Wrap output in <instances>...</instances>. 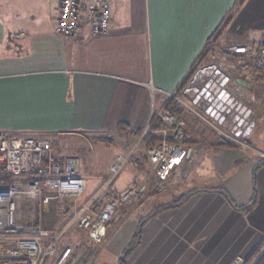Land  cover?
Instances as JSON below:
<instances>
[{
  "label": "crops",
  "instance_id": "1",
  "mask_svg": "<svg viewBox=\"0 0 264 264\" xmlns=\"http://www.w3.org/2000/svg\"><path fill=\"white\" fill-rule=\"evenodd\" d=\"M243 1L114 0L111 32L92 37L83 28L73 41L56 34L60 0H0V132L49 137L55 148L61 142L67 145L62 141L66 135L109 138L120 133L121 125L143 131L154 109L160 110L167 101L165 93L177 92L221 129L250 141L253 152L246 165H239L246 150L240 146L213 150L215 138L203 120L183 121L188 141L199 149L191 185L223 188L236 205H248L254 168L264 156V77L256 72L254 61L205 51L210 41L247 44L264 32V0ZM198 59L200 66L206 62L200 71ZM218 92L230 109L235 104L250 110L247 101L263 100L259 115L214 116L210 107L218 105ZM254 119L260 124L256 129ZM141 156L137 154L122 179L121 172L114 190L142 184ZM102 157L96 171H83L91 179L82 201L97 191L98 177L109 174L115 153L107 151ZM256 183L257 203L248 213L231 208L211 191L162 212L146 223L140 246L126 263L234 264L238 258H249L264 238V167ZM108 199L104 196L101 202ZM125 209L121 205L108 225L105 255L114 264L136 232L135 223L115 226ZM71 213L70 200L59 199L53 189L43 191L38 209L43 229H61ZM86 235L74 230L66 241L80 245L88 240Z\"/></svg>",
  "mask_w": 264,
  "mask_h": 264
},
{
  "label": "built area",
  "instance_id": "2",
  "mask_svg": "<svg viewBox=\"0 0 264 264\" xmlns=\"http://www.w3.org/2000/svg\"><path fill=\"white\" fill-rule=\"evenodd\" d=\"M113 2L60 0L56 34L73 41L78 39L83 28H87L92 37L108 35L112 29ZM214 43L208 42L205 51L213 50L254 61L256 72L264 77V32L247 44ZM165 94L167 100H176L189 115L187 122L193 123L200 118L221 136L248 150L249 146L238 136L221 129L211 116L203 114L177 92ZM223 103L218 100L217 106L210 107L214 116L219 113V116L226 117L230 108ZM232 107L236 105L232 104ZM232 113V118L244 115L246 119L248 113L252 114L251 110L241 106L234 108ZM153 119L163 124L160 130L153 132L162 142L156 147L143 148L141 154L147 158L157 177L168 183L178 168L189 167L195 162L198 150L184 144V123L171 112L164 108L154 110ZM151 123L139 137L141 146L143 138L152 132ZM138 144L126 154L115 156L109 165V174L98 177L100 186L97 191L82 201L91 177L78 172L74 158L69 154L61 156L48 138L0 132V264H78L80 255L76 243L66 241L74 230L85 231L96 246L105 244L108 225L116 218L119 207L132 204L148 190L146 184L135 183L121 191L113 189L118 176L136 158ZM45 189H53L59 199L71 201L72 213L57 231L39 225L38 209ZM104 196L109 199L101 202Z\"/></svg>",
  "mask_w": 264,
  "mask_h": 264
},
{
  "label": "rangeland",
  "instance_id": "3",
  "mask_svg": "<svg viewBox=\"0 0 264 264\" xmlns=\"http://www.w3.org/2000/svg\"><path fill=\"white\" fill-rule=\"evenodd\" d=\"M205 65L206 62H203L198 71L204 69ZM262 101L263 100L261 99L259 100L257 98H254L253 100L251 101L249 100L246 102L251 112L254 113L255 115L254 117L259 115L262 106L261 105ZM164 105L161 109L164 108ZM186 118H189V115L185 114V119ZM255 119L253 120V126L256 129V127L257 126L259 127L260 124ZM185 128H187V126H184V129ZM186 131L188 132L187 129ZM66 136L69 137H67V139L64 138L62 141L64 142V144L67 145H63L61 142L60 145L59 144H58L59 146L56 145L55 148L58 149L60 154H64V153L69 154L72 158H74L78 163V168H77L78 172L81 174H84L85 170H89V171L95 170L96 166H98L99 164H101V162L104 161V158L102 156L103 154H106L107 151L109 154L115 153V156L119 154H126L128 151L133 149L138 144L139 141V137H133V136L131 137L127 131L125 132L120 131L118 135L110 134L109 138H104L100 136L93 137L92 135H87V134H77L72 136L66 135ZM56 141H59V138ZM212 141H216V140L212 139ZM248 143H245L249 146L248 148L249 153H247V150L245 151L247 154L246 155L247 157H244L245 160H247L248 157L252 156L251 153H253L251 151L252 148L250 147L251 143L249 144ZM104 149H108V150L104 151ZM135 151L137 153L139 152L142 153L143 147L141 146V144H138V147L136 148ZM146 159L147 158L143 156H141L140 159V161L145 160V162L142 163L144 164L142 170L144 171L145 177L141 182L142 185L146 184L148 186V190L141 197L135 199L132 204L126 205V209L123 212V215L119 216V220L117 221L115 226L117 225L123 226L126 224L125 227H131L132 224L135 223L137 225L135 228L136 230H138L139 224L142 221L141 219H143L148 214L152 213L153 211H155L156 209L160 208L163 205H168L173 203L178 198H181L182 195L191 191L194 187H203V186L191 185L192 167H188V166L178 168V170L169 178L168 183H165V181L160 180L157 177V174L154 171L153 167H151L150 164H148ZM254 159L256 160L257 158ZM80 163H81V167H80ZM246 163L247 162L244 161L242 164L246 165ZM129 166L130 164L125 167L124 171L120 175V179L124 177L125 172H127V170L129 169ZM205 188L210 189L209 186ZM134 215H138V216L134 218ZM109 241H110V237H109V229H108L106 243L97 245L95 247V251L88 253L86 255L87 259L84 258V260H86L84 264H114L111 263L109 261L108 256L105 255V249ZM85 253H86L85 248L82 247L79 251L80 258L81 255L82 257H84ZM248 259L249 258L246 259L238 258L235 261H238V264H246V261Z\"/></svg>",
  "mask_w": 264,
  "mask_h": 264
},
{
  "label": "trees",
  "instance_id": "4",
  "mask_svg": "<svg viewBox=\"0 0 264 264\" xmlns=\"http://www.w3.org/2000/svg\"><path fill=\"white\" fill-rule=\"evenodd\" d=\"M197 64H198V67H199L200 64H201L200 59H198ZM198 67L190 74V76L186 80V83L191 81V79L195 75ZM186 83H185V85H186ZM164 108L167 111L171 112L178 119H182L183 121L187 122V120H185V110L181 107V105L176 100H167L165 102ZM202 122H204V121H202ZM204 125H207V129L211 128V129H209L210 133H211L210 135H213V137L216 140L212 144L213 145L212 148L214 147L213 150L227 149V148H236V149H238V148L241 147L240 145L235 144L234 142H231L227 138L221 136L219 133H217L206 122H204ZM162 127H163V124H162V122L160 120L153 119V121L151 123V131L152 132L150 134L146 135L143 138V140H142L143 148L147 149V148L156 147L157 145H159L162 142L161 138L153 133L155 131L160 130ZM119 130L124 131V132L127 131L131 137L132 136L133 137H140L142 135V133H143V131L131 130V129H128L127 127L123 126V125H121L119 127ZM185 133H187V132L185 131ZM184 144L192 146V147H195L198 150V155H197V158H198L199 149L195 146V143H193L192 141H188L187 134H186V139L184 140ZM244 161H246V160L242 159L239 162V165H242V163ZM194 163L192 165H190L189 167H192L194 165ZM262 167H264V157L260 156L257 159V163H256V166H255L254 172H253V198L250 201V203L248 205H246V206H238V205H236L234 203L233 199L231 198L230 194L223 188H210V189H208V188H205V187H194L191 191H189L188 193L182 195L181 198H178L173 203L168 204V205H163L160 208H158L155 211H153L152 213H150L147 216H145L143 219H141L142 221L139 224V229L136 230L132 242L130 243L128 248L124 251V253L122 254L121 259L118 261V264H127L126 263L127 259L140 246L142 231H143V228H144V226L146 225L147 222H149L153 218L158 217L164 211H167L169 209L181 206L186 201H188L191 197H193L194 195L199 194L201 192H210V191L211 192H217L226 200V202L231 206V208H233L235 210H238V211H241V212H244V213H248L249 210L252 207H254L256 205V203H257V194H258L257 191L258 190H257L256 178H257V173H258L259 169L262 168ZM82 247L85 248L86 253L84 254V257H82V255H81V258H80L78 264H84V262H86V260H84V258L87 259L86 255L88 253H90V252L95 251L96 245L88 239V240L85 241V243H82L80 241V245H76V249H78V250H80ZM246 264H264V240L261 242V244L258 246V248L253 252V254L249 257V259L246 261Z\"/></svg>",
  "mask_w": 264,
  "mask_h": 264
},
{
  "label": "water",
  "instance_id": "5",
  "mask_svg": "<svg viewBox=\"0 0 264 264\" xmlns=\"http://www.w3.org/2000/svg\"><path fill=\"white\" fill-rule=\"evenodd\" d=\"M216 95H217V100H222V102L224 101L222 96H225V95H222V92H218ZM224 98H226V97H224ZM233 109L234 108L226 111V117H231V118L233 117V113H232ZM248 114H250V113H248Z\"/></svg>",
  "mask_w": 264,
  "mask_h": 264
},
{
  "label": "flooded vegetation",
  "instance_id": "6",
  "mask_svg": "<svg viewBox=\"0 0 264 264\" xmlns=\"http://www.w3.org/2000/svg\"><path fill=\"white\" fill-rule=\"evenodd\" d=\"M234 106V105H233ZM234 108H236V107H234Z\"/></svg>",
  "mask_w": 264,
  "mask_h": 264
}]
</instances>
